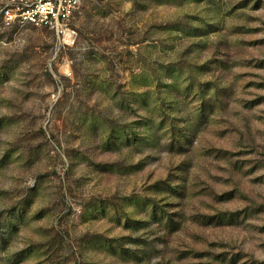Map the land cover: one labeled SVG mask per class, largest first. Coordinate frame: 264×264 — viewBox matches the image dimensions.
Instances as JSON below:
<instances>
[{
  "label": "rangeland",
  "instance_id": "rangeland-1",
  "mask_svg": "<svg viewBox=\"0 0 264 264\" xmlns=\"http://www.w3.org/2000/svg\"><path fill=\"white\" fill-rule=\"evenodd\" d=\"M73 28L0 17V264H264V0Z\"/></svg>",
  "mask_w": 264,
  "mask_h": 264
},
{
  "label": "built area",
  "instance_id": "built-area-1",
  "mask_svg": "<svg viewBox=\"0 0 264 264\" xmlns=\"http://www.w3.org/2000/svg\"><path fill=\"white\" fill-rule=\"evenodd\" d=\"M83 0H10L0 9L6 25L33 26L52 30L60 42L73 46L77 31L73 20L79 13Z\"/></svg>",
  "mask_w": 264,
  "mask_h": 264
},
{
  "label": "trees",
  "instance_id": "trees-1",
  "mask_svg": "<svg viewBox=\"0 0 264 264\" xmlns=\"http://www.w3.org/2000/svg\"><path fill=\"white\" fill-rule=\"evenodd\" d=\"M13 26H17V25H13Z\"/></svg>",
  "mask_w": 264,
  "mask_h": 264
}]
</instances>
